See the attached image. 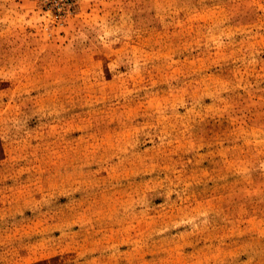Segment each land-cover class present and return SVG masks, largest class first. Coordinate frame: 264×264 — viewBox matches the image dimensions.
Listing matches in <instances>:
<instances>
[{"label": "rangeland", "instance_id": "obj_1", "mask_svg": "<svg viewBox=\"0 0 264 264\" xmlns=\"http://www.w3.org/2000/svg\"><path fill=\"white\" fill-rule=\"evenodd\" d=\"M0 264H264V0H0Z\"/></svg>", "mask_w": 264, "mask_h": 264}]
</instances>
